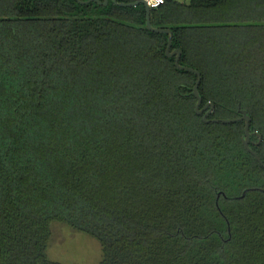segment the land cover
<instances>
[{
	"label": "trees",
	"instance_id": "16d2710c",
	"mask_svg": "<svg viewBox=\"0 0 264 264\" xmlns=\"http://www.w3.org/2000/svg\"><path fill=\"white\" fill-rule=\"evenodd\" d=\"M99 2L0 0V264H60L54 224L98 264H264L244 123H204L144 7ZM150 23L208 119L247 112L264 163V0H164Z\"/></svg>",
	"mask_w": 264,
	"mask_h": 264
},
{
	"label": "water",
	"instance_id": "95a60500",
	"mask_svg": "<svg viewBox=\"0 0 264 264\" xmlns=\"http://www.w3.org/2000/svg\"><path fill=\"white\" fill-rule=\"evenodd\" d=\"M79 4H88L90 2H96L100 4L99 0H88L87 2H80L79 0H76ZM113 3L116 6H121V7H134L136 5H142L145 9L146 13V18H145V27L147 30L150 32H154L157 34H166L167 35V45L165 48V55L167 58H172L174 57V66L177 70L180 71H187L196 76V80L194 82L193 86V96L196 98V104L194 107L195 113L197 115H202V120L204 123H222V124H231V123H236V122H243L244 123V137L242 139V146L243 148L256 160V162L259 164L264 169V163L260 160V158L257 156V154L249 147V142H250V132H249V127H250V117L247 115V112L245 110H242L240 106H238L237 113L239 114L238 118L234 119H208V116L212 113L214 106L211 103H206L204 106L201 107V98L198 95V85L200 83L201 76L198 71L188 68V67H183L179 65V58H180V50H172L171 51V43H172V32L167 29H158V28H152L151 23H150V11L151 9L147 6L146 2L144 0H132L131 3H117L116 0H112ZM107 0H103L102 5H106ZM252 190H258V189H252ZM247 191V190H246ZM246 191L242 192V194L239 197L233 198V199H240L243 198ZM259 191H263L262 189H259Z\"/></svg>",
	"mask_w": 264,
	"mask_h": 264
},
{
	"label": "rangeland",
	"instance_id": "374dc122",
	"mask_svg": "<svg viewBox=\"0 0 264 264\" xmlns=\"http://www.w3.org/2000/svg\"><path fill=\"white\" fill-rule=\"evenodd\" d=\"M175 1L187 2V0ZM47 256L60 264H98L101 259V249L91 237L74 232L64 225L54 224Z\"/></svg>",
	"mask_w": 264,
	"mask_h": 264
},
{
	"label": "built area",
	"instance_id": "2783aa9c",
	"mask_svg": "<svg viewBox=\"0 0 264 264\" xmlns=\"http://www.w3.org/2000/svg\"><path fill=\"white\" fill-rule=\"evenodd\" d=\"M144 1L151 10L160 7L164 3V0H144Z\"/></svg>",
	"mask_w": 264,
	"mask_h": 264
}]
</instances>
